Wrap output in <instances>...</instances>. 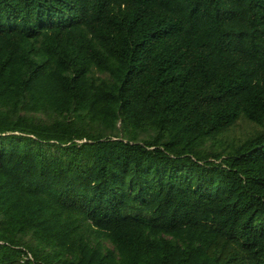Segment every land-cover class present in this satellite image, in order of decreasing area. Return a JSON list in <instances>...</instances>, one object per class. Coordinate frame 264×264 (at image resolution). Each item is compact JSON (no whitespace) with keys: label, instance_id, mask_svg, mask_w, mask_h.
Wrapping results in <instances>:
<instances>
[{"label":"trees","instance_id":"16d2710c","mask_svg":"<svg viewBox=\"0 0 264 264\" xmlns=\"http://www.w3.org/2000/svg\"><path fill=\"white\" fill-rule=\"evenodd\" d=\"M0 264H264V0H0Z\"/></svg>","mask_w":264,"mask_h":264},{"label":"rangeland","instance_id":"374dc122","mask_svg":"<svg viewBox=\"0 0 264 264\" xmlns=\"http://www.w3.org/2000/svg\"><path fill=\"white\" fill-rule=\"evenodd\" d=\"M249 129H250V127L248 126L247 123L242 122V121H238V124L235 127H233V129L231 130V132L234 133L235 135H243Z\"/></svg>","mask_w":264,"mask_h":264}]
</instances>
